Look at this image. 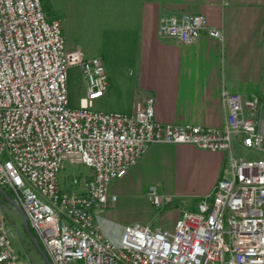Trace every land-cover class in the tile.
Wrapping results in <instances>:
<instances>
[{
	"label": "built area",
	"instance_id": "obj_1",
	"mask_svg": "<svg viewBox=\"0 0 264 264\" xmlns=\"http://www.w3.org/2000/svg\"><path fill=\"white\" fill-rule=\"evenodd\" d=\"M221 39L203 14L163 17L159 35L195 43L200 34ZM78 66L86 93L69 106L67 70ZM106 76L98 57L68 49L58 19H47L40 0H0V186L8 187L49 264H264V158L233 153L232 142L264 152V100L223 91L221 127L162 123L154 100L137 101L130 114L91 108ZM152 143L192 144L225 151L226 169L172 230L135 221L104 238L96 211L116 200L109 184L122 178ZM91 174L58 181L66 163ZM150 204H162L154 185ZM0 264H28L13 251L0 205Z\"/></svg>",
	"mask_w": 264,
	"mask_h": 264
},
{
	"label": "crops",
	"instance_id": "obj_2",
	"mask_svg": "<svg viewBox=\"0 0 264 264\" xmlns=\"http://www.w3.org/2000/svg\"><path fill=\"white\" fill-rule=\"evenodd\" d=\"M60 1L47 0L56 11L49 19L59 20L66 48L85 43L104 68L106 89L93 106L116 97L119 105L104 111L130 114L137 101L152 97L159 122L221 127L227 114L223 91L264 100V0ZM183 13L203 14L222 38L202 32L195 43L183 44L161 37L162 18ZM240 146L234 139L232 147ZM226 157L225 151L192 144H149L136 165L109 184L117 198L96 211L101 234L109 239L112 230L119 233L117 212L133 204L126 202L127 193L147 195L151 185L163 189L162 196L172 191L189 199L194 209L224 174ZM82 173L91 174L90 169Z\"/></svg>",
	"mask_w": 264,
	"mask_h": 264
},
{
	"label": "rangeland",
	"instance_id": "obj_3",
	"mask_svg": "<svg viewBox=\"0 0 264 264\" xmlns=\"http://www.w3.org/2000/svg\"><path fill=\"white\" fill-rule=\"evenodd\" d=\"M60 2L61 1L58 0V3ZM40 3L47 19L56 15L55 9L49 7L47 0H40ZM73 48L82 50L83 53L89 58L93 56L91 47H89L85 43H75L74 45H72V47H70V49ZM83 79V74L78 66H71L68 69L66 88L68 103L70 107L78 108L81 106L82 98L84 97ZM118 105L119 100L116 97H110L108 99L106 98L104 102L96 101V103H94V106L92 102L91 108L104 111L110 110L114 106ZM233 153L236 156L246 157L249 159L260 157L264 158V152L248 149L243 146L233 148ZM87 171L88 167H86V165H84L83 163H74L68 161L64 169H62L58 174V181L60 186L65 190L73 188L70 183L71 177L77 176L80 173ZM0 187L5 193L9 192L8 187L4 185H1ZM159 190L162 191L163 189H157L158 194L162 196V192ZM139 192L140 191L137 192L133 190L131 193H127L129 197L121 196V200L123 199V197H128L126 202L130 201L129 199H131V201H133V204L124 205L119 208V211L117 212L118 214H120V219H118L119 227L126 223L128 224L130 220L137 219L138 222L148 224L152 228L172 230L178 215L184 210H191V201L189 199H184L176 196L172 191H167L168 193H170V195L162 196L163 203L159 206L152 205L148 202V200H146L147 195L144 194V190L140 192L141 194H139ZM2 197H0V205L3 212V219L5 221L6 233L8 235L13 251L17 254L19 259L24 260L28 264H47L44 260V257L32 241V231L30 230V228H28L27 231L24 227L20 212L11 203H9L3 195ZM112 231L114 232L112 238L115 239L118 235V232H116V230Z\"/></svg>",
	"mask_w": 264,
	"mask_h": 264
},
{
	"label": "water",
	"instance_id": "obj_4",
	"mask_svg": "<svg viewBox=\"0 0 264 264\" xmlns=\"http://www.w3.org/2000/svg\"><path fill=\"white\" fill-rule=\"evenodd\" d=\"M0 193L5 197V199H6L9 203H11V204H12L15 208H17V210L20 212L21 217H22V223H23L24 227L26 228V230L28 231V223H27L26 217H25L23 211L21 210V208L17 205V203H16L13 199H11V198H10V197H9V196H8L3 190H2L1 187H0ZM31 238H32L33 243L36 245V247L38 248V250L40 251V253H41L42 256L44 257V260L46 261V263L49 264L47 258L44 256L43 251L40 249L39 244H38V242L36 241V239H35L34 237H32V236H31Z\"/></svg>",
	"mask_w": 264,
	"mask_h": 264
},
{
	"label": "trees",
	"instance_id": "obj_5",
	"mask_svg": "<svg viewBox=\"0 0 264 264\" xmlns=\"http://www.w3.org/2000/svg\"><path fill=\"white\" fill-rule=\"evenodd\" d=\"M8 195H9V197H12V195H11V192L9 191V192H6ZM0 197H2V195L0 194ZM3 198V197H2Z\"/></svg>",
	"mask_w": 264,
	"mask_h": 264
}]
</instances>
